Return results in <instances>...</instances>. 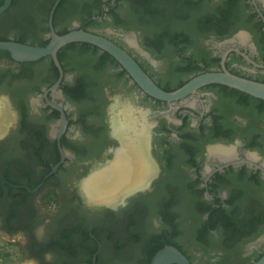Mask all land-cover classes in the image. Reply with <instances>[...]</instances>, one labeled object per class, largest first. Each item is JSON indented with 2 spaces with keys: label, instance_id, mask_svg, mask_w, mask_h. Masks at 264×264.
<instances>
[{
  "label": "flooded vegetation",
  "instance_id": "1",
  "mask_svg": "<svg viewBox=\"0 0 264 264\" xmlns=\"http://www.w3.org/2000/svg\"><path fill=\"white\" fill-rule=\"evenodd\" d=\"M112 12L138 13L142 29L105 24ZM50 23L57 34L106 37L166 92L222 71V62L264 83V0H10L0 40L44 46ZM170 45L180 52L168 70L160 54ZM2 51L0 107L10 127L0 128V228L25 239L20 249L33 264H151L167 245L189 264H238L264 250L263 235L227 258L264 224L263 99L218 83L157 99L82 41L57 51L61 72L49 55L17 62ZM122 109L134 120L126 136L144 135L131 160L116 132ZM121 155L126 172L134 163L130 187L108 203L90 202L81 183ZM137 164L145 172L134 181ZM195 238L206 253L193 252ZM218 242L230 252L209 251Z\"/></svg>",
  "mask_w": 264,
  "mask_h": 264
},
{
  "label": "water",
  "instance_id": "2",
  "mask_svg": "<svg viewBox=\"0 0 264 264\" xmlns=\"http://www.w3.org/2000/svg\"><path fill=\"white\" fill-rule=\"evenodd\" d=\"M57 2V1H56ZM10 3V0H4L0 5V13L4 11ZM56 4H54L55 6ZM52 8V11L54 9ZM50 39L44 46H34L14 40H0V50H5L10 57L17 62L36 61L44 56H51L55 65L60 69L61 66L57 58V51L64 45L82 41L98 46L113 56L121 66L126 69L132 79L141 87V89L157 99L171 101L183 98L194 93L200 86L218 83L231 88L243 91L249 95L264 100V83L244 78L230 73L223 65L222 71L205 72L194 76L183 86L172 92H166L158 87L149 75L140 67L134 58L124 49L101 35L91 33L82 29L71 30L64 34H57L50 23ZM224 55L222 60H224ZM59 80L56 82L57 86ZM63 118L64 115L62 114ZM189 264L188 259L177 248L165 246L160 249L151 260V264ZM253 264H264V253L253 262Z\"/></svg>",
  "mask_w": 264,
  "mask_h": 264
},
{
  "label": "rangeland",
  "instance_id": "3",
  "mask_svg": "<svg viewBox=\"0 0 264 264\" xmlns=\"http://www.w3.org/2000/svg\"><path fill=\"white\" fill-rule=\"evenodd\" d=\"M80 14V13H79ZM110 20H106L104 23L107 25H112L113 27H122L126 30H141L143 26V22L141 21V17L138 13L135 12H124V13H110ZM180 50L178 47H175L173 45H170L166 50H162L160 55H163L167 57V61H165L164 68L171 70L172 64L174 62L173 56L175 54H179ZM4 64L5 62H0ZM12 67L15 68V66L12 64ZM7 93V90L1 89L0 90V100L3 95ZM5 110V109H4ZM0 107V128H3L6 124L9 126L10 120H3L2 114L5 112ZM3 125H2V124ZM10 127V126H9ZM185 220V219H184ZM183 220V222H184ZM189 233V232H188ZM264 235V224L263 226L257 230L252 231L248 233H244L242 237H240V241L238 243V247L233 252L228 254L227 258L230 256L238 257L240 256L241 250L244 247V245L247 242H255L256 240L260 239ZM25 242V239L22 238L20 234L18 235H11L5 231H3L0 228V264H33L32 260H30L20 249V245ZM191 248L193 249V252H200V253H206V249L202 248L197 239H193L191 242ZM264 245V237L261 240L260 244L258 245V248ZM226 250L225 246H223L222 243L218 242L209 249L211 250ZM241 249V250H240ZM227 252H230L226 250ZM256 253V249L250 254L253 255ZM249 257H242L240 262L238 264H249Z\"/></svg>",
  "mask_w": 264,
  "mask_h": 264
},
{
  "label": "bare ground",
  "instance_id": "4",
  "mask_svg": "<svg viewBox=\"0 0 264 264\" xmlns=\"http://www.w3.org/2000/svg\"><path fill=\"white\" fill-rule=\"evenodd\" d=\"M116 117H117V119H116L117 122L115 124L116 125V132L118 133V135L120 134V139L124 138L123 146H122L121 150L125 151V154L127 153L126 155L129 156V158H130L132 156V154H134L133 152L136 151V153L138 154L137 151H139L140 148L143 147L144 135L140 133V134H137V136H130V137L126 136V134H127L126 130L128 129V126H130V123H132L134 121V120L132 121L129 119V114H128V111H126V109L120 110V112L118 114H116ZM132 125H134V124H132ZM137 129H139V128H137ZM1 132L2 131H0V133ZM134 135H135V133H134ZM126 138H128V140H126ZM218 151H219L220 155H226L227 154L226 150H219L218 149ZM123 156H124V154H123ZM130 160H131V158H130ZM134 160H135V158H134ZM132 162L133 161H130L131 166L128 167L129 173L132 170H134V167H133L134 163L132 164ZM137 165H138L137 176H136V178L132 177L134 181L139 179L140 174H143V172H145L144 168L142 170H140L141 168H139V164H137ZM129 173L126 172V163H124V159L122 160V155H121V156H118L116 158V160L113 162L111 167L106 168L103 171H98L94 174H91L89 177H87L81 183V187H82L86 197L88 198V200L90 202L108 203V202L112 201L113 198H115V196H119L120 193L124 189L126 190L128 187H130L129 185H126V181H125L126 179L129 178L128 177ZM116 176H117V178L114 181V178ZM120 176H122V177L120 178ZM97 179H99V181L102 180L99 184L100 186L96 185ZM123 181H125V184ZM109 188H110V190H106Z\"/></svg>",
  "mask_w": 264,
  "mask_h": 264
},
{
  "label": "trees",
  "instance_id": "5",
  "mask_svg": "<svg viewBox=\"0 0 264 264\" xmlns=\"http://www.w3.org/2000/svg\"><path fill=\"white\" fill-rule=\"evenodd\" d=\"M3 53H6L7 54V56L9 57V58H11L10 57V55H9V53L7 52V51H2ZM264 253V250L252 261V262H250L249 264H253V262L254 261H256L262 254Z\"/></svg>",
  "mask_w": 264,
  "mask_h": 264
}]
</instances>
